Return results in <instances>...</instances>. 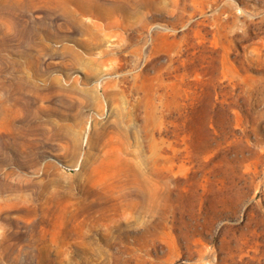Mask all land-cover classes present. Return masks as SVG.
Segmentation results:
<instances>
[{
	"label": "rangeland",
	"instance_id": "374dc122",
	"mask_svg": "<svg viewBox=\"0 0 264 264\" xmlns=\"http://www.w3.org/2000/svg\"><path fill=\"white\" fill-rule=\"evenodd\" d=\"M0 264H264V0H0Z\"/></svg>",
	"mask_w": 264,
	"mask_h": 264
},
{
	"label": "bare ground",
	"instance_id": "6f19581e",
	"mask_svg": "<svg viewBox=\"0 0 264 264\" xmlns=\"http://www.w3.org/2000/svg\"><path fill=\"white\" fill-rule=\"evenodd\" d=\"M66 7V5H65ZM119 8V7H118ZM109 10L115 11L116 7L115 6H110ZM79 25L82 27V29H88L90 32V36H91V41H84L83 44L87 47V48H91L93 46H102L103 42H104V38L101 36L100 33V29L98 28V26L96 25H91V24H85L83 22H80Z\"/></svg>",
	"mask_w": 264,
	"mask_h": 264
}]
</instances>
